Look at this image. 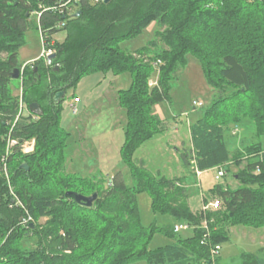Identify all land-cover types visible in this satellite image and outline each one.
I'll use <instances>...</instances> for the list:
<instances>
[{
    "label": "trees",
    "instance_id": "trees-1",
    "mask_svg": "<svg viewBox=\"0 0 264 264\" xmlns=\"http://www.w3.org/2000/svg\"><path fill=\"white\" fill-rule=\"evenodd\" d=\"M34 14L45 49L56 56L52 64L41 57L24 67L19 52ZM152 25L157 28L147 45L121 46ZM62 30L67 36L60 42L55 36ZM190 58L200 63L214 93L189 124L191 147L180 154L183 165L226 174L232 165H244L233 174L237 187L210 188L222 203L212 211L192 210L186 176L156 177L134 158L164 133L156 107L171 102L174 76ZM109 72L131 76L117 98L127 118L120 155L129 173L118 170L106 180L68 172L72 133L62 126L67 93L84 77ZM153 75L159 76L155 85ZM15 82L22 83L21 96L14 94ZM60 91L66 96L57 104ZM33 103L42 114L31 111ZM241 126L253 128L257 140L233 151L229 138ZM10 140L35 145L24 153L22 142L10 148ZM68 191L98 197L85 206ZM143 192L155 213L187 222L193 235L177 238L175 224L144 226L138 206ZM214 197L203 195L202 201ZM204 222L211 232L207 244L201 243ZM237 225L264 228V0H0V264H208L209 244L224 242L225 227ZM158 233L175 241L150 249ZM33 239V247L26 245ZM238 261L264 264L254 253L230 263L219 256L216 264Z\"/></svg>",
    "mask_w": 264,
    "mask_h": 264
},
{
    "label": "rangeland",
    "instance_id": "rangeland-1",
    "mask_svg": "<svg viewBox=\"0 0 264 264\" xmlns=\"http://www.w3.org/2000/svg\"><path fill=\"white\" fill-rule=\"evenodd\" d=\"M156 28V25L150 26L145 33L122 43L121 46L124 49L135 50L147 45L154 38ZM66 36L67 32L62 30L56 34L55 39L62 42ZM159 43L163 46L162 41L159 40ZM44 47L43 35L39 28V17L34 14L30 18L25 43L19 52V61L25 66L41 58ZM151 80L157 82L159 76L153 75ZM130 84L131 76L128 73L121 75H114L112 72L95 73L84 77L76 89L68 91L62 113V126L72 133L69 140L71 156L67 163L68 172H78L85 176L96 175L106 180L118 170L129 173L120 155L125 139L124 128L127 118L117 98L118 91L126 89ZM13 87L14 94L21 96L22 83L15 82ZM213 93L200 63L190 58L188 65L180 68L174 76L171 102H165L156 107V111L160 113L164 121V133L144 143L134 157L136 162H143L147 170L156 177L186 176L185 185L190 192L189 204L193 211L202 210L203 195L214 197L209 194H211L210 188L215 184L237 187L239 181L233 177V174H237L244 166H240V169L232 165L226 176L216 179L218 168L203 171L199 175L192 168H186L180 159L181 152L191 147L189 124L203 115L211 102ZM195 101L202 105H194ZM70 104L76 105L77 114L74 113ZM229 140L231 149L235 151L253 141L256 142L257 138L253 128L247 129L241 126L239 133L230 137ZM127 181L132 183L129 175H127ZM138 206L144 226L166 227L183 223L171 215L155 213L152 209V198L147 192L138 195ZM44 221L43 219L42 222ZM194 229L191 226L181 230L177 238H187L193 235ZM225 230L228 233V239L221 243L222 250L220 251L223 263H230L232 259L238 260L243 253H254L264 259V228L237 225L225 227ZM174 241L175 238L158 233L152 239L149 248L156 249ZM25 243L33 247L35 240ZM130 264H148V261L137 260ZM236 264H242V262L238 261Z\"/></svg>",
    "mask_w": 264,
    "mask_h": 264
},
{
    "label": "built area",
    "instance_id": "built-area-1",
    "mask_svg": "<svg viewBox=\"0 0 264 264\" xmlns=\"http://www.w3.org/2000/svg\"><path fill=\"white\" fill-rule=\"evenodd\" d=\"M52 54H54V51L52 49L47 50L44 47V50H43V53H42V57L48 58V56L52 55ZM24 67H23V69H24ZM23 69H22V71H23ZM156 83H157L156 81H153V80L150 81L151 85H155ZM194 105H200L201 106L202 103H197L195 101ZM70 107L72 108L74 113H77V107H76L75 104H70ZM17 142H19V140L18 141L10 140L9 141V147L11 148L12 146L18 144ZM34 145H35V140L24 141L21 144L22 151L24 153H29L30 151L33 150ZM194 163H195V161H194ZM192 169H193V171L195 173H197L199 175H201L202 172H203V171H200L197 167H194V166L192 167ZM224 174H225L224 169L223 168H218V173L216 175V178L219 179ZM221 206H222L221 201L219 199L215 198V199L208 200V203H204L203 202L202 210L203 211L218 210V209L221 208ZM190 227H191V225L188 224L187 222L177 223V224L174 225V231L176 233H179L181 230L188 229ZM202 227L206 230V232H205V236L202 239L201 243L202 244H207V243H209V240H210V237H211V232H210V229L208 228L207 222H204ZM209 245H210V259L208 260V264H216L217 263V258L220 256V251L222 250V245H221V243L214 244L213 246H211V244H209Z\"/></svg>",
    "mask_w": 264,
    "mask_h": 264
},
{
    "label": "water",
    "instance_id": "water-1",
    "mask_svg": "<svg viewBox=\"0 0 264 264\" xmlns=\"http://www.w3.org/2000/svg\"><path fill=\"white\" fill-rule=\"evenodd\" d=\"M80 13L81 12H77L75 14V16H79ZM55 56H56V54H52V55H49L48 56V58H47L48 64H52V60H53V58ZM59 69H60L59 67H56L55 68V71H58ZM19 76H20V70L18 68H16L14 70L13 78L14 79H18ZM65 96H66V91H60V92H58L55 95V102L58 104L60 102L61 98H64ZM30 109L34 113L42 114V109H41V107H40V105L38 103L31 104L30 105ZM20 142H22V140H19V142H17V143H20ZM22 167L25 168L26 170H29L30 169L29 166H28V164H26V163L23 164ZM66 196L74 199L79 204H84L85 206H92L93 205V202L97 199L98 194L97 193H94L91 196H85V195H83V194H81L79 192L68 191L66 193Z\"/></svg>",
    "mask_w": 264,
    "mask_h": 264
},
{
    "label": "bare ground",
    "instance_id": "bare-ground-1",
    "mask_svg": "<svg viewBox=\"0 0 264 264\" xmlns=\"http://www.w3.org/2000/svg\"><path fill=\"white\" fill-rule=\"evenodd\" d=\"M69 9H71V8H69ZM236 127H237V126H236ZM29 168H30V167H29ZM225 175H226V172H225V174H224L222 177H224ZM222 177H220V178H222ZM220 178H219V179H220ZM216 179H217V178H216Z\"/></svg>",
    "mask_w": 264,
    "mask_h": 264
},
{
    "label": "crops",
    "instance_id": "crops-1",
    "mask_svg": "<svg viewBox=\"0 0 264 264\" xmlns=\"http://www.w3.org/2000/svg\"><path fill=\"white\" fill-rule=\"evenodd\" d=\"M27 62V61H26ZM159 115H160V113L159 112H157ZM167 245H169V244H167ZM149 264V263H148Z\"/></svg>",
    "mask_w": 264,
    "mask_h": 264
}]
</instances>
